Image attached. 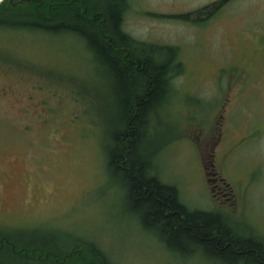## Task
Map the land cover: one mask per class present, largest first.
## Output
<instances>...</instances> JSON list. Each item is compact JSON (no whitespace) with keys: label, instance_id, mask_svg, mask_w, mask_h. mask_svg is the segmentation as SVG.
I'll use <instances>...</instances> for the list:
<instances>
[{"label":"rangeland","instance_id":"rangeland-1","mask_svg":"<svg viewBox=\"0 0 264 264\" xmlns=\"http://www.w3.org/2000/svg\"><path fill=\"white\" fill-rule=\"evenodd\" d=\"M215 1L127 0L123 31L176 47L181 65L142 147L156 148L150 172L176 186L188 208L264 238V0L203 10ZM196 10L197 23L171 17ZM8 17L22 12L0 10ZM115 114L105 72L76 37L0 28V222L8 224L0 230L54 231L58 242L91 245L105 264H215L166 252L128 211L105 163ZM219 134L215 155L229 186L215 200L199 160ZM0 264L22 263L2 254Z\"/></svg>","mask_w":264,"mask_h":264},{"label":"trees","instance_id":"trees-1","mask_svg":"<svg viewBox=\"0 0 264 264\" xmlns=\"http://www.w3.org/2000/svg\"><path fill=\"white\" fill-rule=\"evenodd\" d=\"M126 2L29 0L26 7L11 8L8 0H0V10L22 12L18 20L0 19V28L64 33L85 44L94 63L105 72L116 112V124L105 139L107 170L121 189L128 211L166 252L182 257L196 253L215 264H264L263 237L241 236L219 213L188 208L180 201L176 186L150 172V155L156 148L150 142L142 147L144 129L171 93V78L181 71V65L175 62L176 47L141 43L123 31ZM225 2L215 1L203 10L215 11ZM203 10L171 17L197 23ZM7 235L2 239H8L14 251H21L13 253L7 244L0 257L4 254L22 264H105L101 252L91 245L70 238L67 243L58 242L54 231ZM69 245L74 252L67 257ZM33 251L35 259L23 254ZM51 252L63 255L56 256L55 262Z\"/></svg>","mask_w":264,"mask_h":264},{"label":"flooded vegetation","instance_id":"flooded-vegetation-1","mask_svg":"<svg viewBox=\"0 0 264 264\" xmlns=\"http://www.w3.org/2000/svg\"><path fill=\"white\" fill-rule=\"evenodd\" d=\"M218 129L220 130V127ZM220 134L218 135L219 138H220ZM219 138H218V141H219ZM218 141H216L215 143L212 144L209 152L201 153L200 158H201V164L203 167L204 175L208 176L209 180L211 181V183L213 185V188L215 191L214 192L215 193V199H219V198L224 199L226 197V194H227V190H226L227 188L225 187V182L223 180V177L219 174V172L216 168V163H215L216 159H215V154H214V146L217 144ZM0 224L2 225L0 227L4 226V228L8 225L7 223L5 224L4 222H0ZM4 228H2V229H4ZM5 234H8V233L5 232L4 230H2V231L0 230V251H2L3 253H6V250H4L3 247L5 245L9 244L10 250L13 253L20 252L21 249L14 251V247H13L12 243L8 241V239H5V240L2 239L3 237L6 236ZM69 247H71V248H69L70 251H67L68 256L65 255L67 257H70L72 255V253L74 252V249H73L74 246L69 245ZM71 250H73V251H71ZM25 253H23L25 255V257H27V258L31 257L32 259H35V258H33L34 257V255H33L34 251L30 252L29 254H27V253L25 254ZM29 255H30V257H29ZM41 255H42V253L38 254V256H41ZM50 255L54 256V257H56V256L62 257L63 253L60 255V253H58V252L57 253L51 252Z\"/></svg>","mask_w":264,"mask_h":264}]
</instances>
